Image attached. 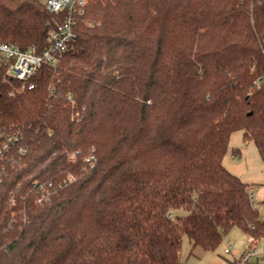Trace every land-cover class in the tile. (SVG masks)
<instances>
[{"label":"trees","instance_id":"trees-1","mask_svg":"<svg viewBox=\"0 0 264 264\" xmlns=\"http://www.w3.org/2000/svg\"><path fill=\"white\" fill-rule=\"evenodd\" d=\"M62 17L0 0V41L41 52ZM75 20L56 65L26 85L0 71V264H182L184 236L264 240L224 166L238 131L264 162V0H88Z\"/></svg>","mask_w":264,"mask_h":264},{"label":"rangeland","instance_id":"rangeland-1","mask_svg":"<svg viewBox=\"0 0 264 264\" xmlns=\"http://www.w3.org/2000/svg\"><path fill=\"white\" fill-rule=\"evenodd\" d=\"M45 4L46 0H40ZM237 153V155H236ZM224 166L233 175L238 176L243 182L250 185L253 200L262 220H264V162L253 142H244L243 132H235L230 140L228 153L224 158ZM251 247L264 248V240L251 244L245 233L232 229L225 237L222 244L214 251H206L200 247L194 248L188 236L183 237L181 250L182 264H239L241 257ZM230 249V253L225 250ZM263 264L262 258L254 257L249 263Z\"/></svg>","mask_w":264,"mask_h":264},{"label":"built area","instance_id":"built-area-1","mask_svg":"<svg viewBox=\"0 0 264 264\" xmlns=\"http://www.w3.org/2000/svg\"><path fill=\"white\" fill-rule=\"evenodd\" d=\"M87 2L88 0H46L44 5L48 12L63 16L62 20L57 22L56 28L49 32V47L37 52L34 48L22 50L15 44L0 41V71L26 85V82L44 65H56L59 56L67 51L69 43L75 38V18L84 15ZM260 83H264V77L256 79L255 85ZM29 88L33 89L34 85L30 84ZM10 141L9 138L7 144ZM4 147L7 148V145ZM250 194L253 198L252 189ZM254 205L256 206L255 203ZM225 252L230 253L231 250L226 249ZM259 255L263 256L264 264V248L260 250L257 247H251L241 257L239 264L249 263Z\"/></svg>","mask_w":264,"mask_h":264},{"label":"crops","instance_id":"crops-1","mask_svg":"<svg viewBox=\"0 0 264 264\" xmlns=\"http://www.w3.org/2000/svg\"><path fill=\"white\" fill-rule=\"evenodd\" d=\"M257 257L262 258V263H263V256H262V255H259V256H257Z\"/></svg>","mask_w":264,"mask_h":264}]
</instances>
